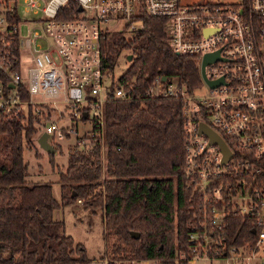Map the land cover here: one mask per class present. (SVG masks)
<instances>
[{
	"label": "built area",
	"instance_id": "1",
	"mask_svg": "<svg viewBox=\"0 0 264 264\" xmlns=\"http://www.w3.org/2000/svg\"><path fill=\"white\" fill-rule=\"evenodd\" d=\"M22 2L29 13L37 12L36 0H0V69L8 81V87L0 81V108L8 114L38 104V123L49 142L77 129L59 123L39 104H51L55 110L60 103L75 121L90 119L76 143L83 145L85 138L100 142L105 100L132 96L119 74L114 76L115 66H103L102 37L114 29L131 34L147 13L165 18L171 48L197 56L200 75L193 87L155 76L144 91L182 100L186 184L197 198L198 211L186 235L191 251L188 257L184 252L179 256L186 264L205 258L229 259L226 264L260 259L264 264V0H47L41 7L45 16H23ZM64 5L75 10L58 17ZM22 50L34 63L27 82L20 74ZM215 51L201 75L203 55ZM21 84L27 92L24 99ZM59 112L61 117L64 112ZM200 122L224 141L227 157L221 144L200 130ZM238 214L255 224L254 243L232 244L218 256L225 247V218Z\"/></svg>",
	"mask_w": 264,
	"mask_h": 264
},
{
	"label": "trees",
	"instance_id": "2",
	"mask_svg": "<svg viewBox=\"0 0 264 264\" xmlns=\"http://www.w3.org/2000/svg\"><path fill=\"white\" fill-rule=\"evenodd\" d=\"M73 10L71 5L61 6L57 16ZM142 18V26L131 34L114 29L101 39L104 67L113 69L118 58L126 61L117 78L126 82L132 96L105 100L100 128L104 152L98 140L85 148L68 144L67 164L58 176L61 199L52 195L49 181L25 177L23 150L36 148L38 104L28 103L8 114L0 108V264H88L86 247L52 213L55 207L76 201L86 212L100 213L106 245L100 257L106 264L146 259L187 263L179 253L188 257L191 251L186 235L198 209L186 184L182 100L144 91L155 76L198 85L199 59L173 51L165 18L148 13ZM0 81L8 87L1 69ZM20 97L27 98L24 84ZM39 105L50 115L51 106ZM53 146L61 152L59 144ZM54 151L47 152L50 163ZM35 154L40 155L37 149ZM224 223L225 247L218 256L232 244L254 243L251 219L229 215Z\"/></svg>",
	"mask_w": 264,
	"mask_h": 264
},
{
	"label": "rangeland",
	"instance_id": "3",
	"mask_svg": "<svg viewBox=\"0 0 264 264\" xmlns=\"http://www.w3.org/2000/svg\"><path fill=\"white\" fill-rule=\"evenodd\" d=\"M37 1V12L32 13L28 12L25 6V3L22 2L19 8V13L23 16H45V13L41 10V7L46 4L47 0H36ZM185 2H197V1H219V2H230L235 0H183ZM20 74L21 78L27 82L28 70L34 63L30 60V55L27 51L22 50L20 53ZM115 63V68L113 70L114 76L120 74L126 68V61L123 58H118ZM199 64V60H198ZM36 96V95H34ZM49 105V104H45ZM57 109L50 110L51 116L58 117L59 123H72L73 126L77 129V133L73 132L67 134L63 139L56 141H50V144H59L61 146V152L59 149L54 151L53 161L50 163L49 156L46 150L36 142L37 136L44 131L43 125H40L38 134H36L34 141L35 146L40 155L35 154V149H30L29 147L24 146L23 158L25 163H27V173L26 179L35 181L43 180L49 181L52 186V195L57 199H61L60 196V181L58 179L60 171H64L66 167V158L68 152V144L76 143L77 135L84 134L85 128L84 125L91 124V120L75 121L72 118L71 112L67 111L68 109L64 108L62 110V104L57 103ZM52 106L51 104L49 107ZM45 109V108H44ZM62 111V116L59 115V111ZM50 116V115H49ZM44 119H48V116H45ZM88 127V126H87ZM89 128V127H88ZM84 129V130H83ZM83 130V131H82ZM92 140L91 138H85L83 145L77 143L79 147H88L90 146ZM101 151L104 152L105 145L103 144L102 139L100 140ZM88 209H83L81 207V202H71L70 204L59 205L53 209V216L58 219H62L64 222V229L67 233H71L75 241L81 242L86 247L87 256L90 257V262L92 264H106V258H101L100 255L103 254L105 249V239L103 236V220L100 216V213H88ZM196 264H226L230 260L226 258H205L198 259ZM194 264V261L192 262ZM124 264H158V260H139V261H129L124 260ZM251 264H262L260 259L251 260Z\"/></svg>",
	"mask_w": 264,
	"mask_h": 264
},
{
	"label": "water",
	"instance_id": "4",
	"mask_svg": "<svg viewBox=\"0 0 264 264\" xmlns=\"http://www.w3.org/2000/svg\"><path fill=\"white\" fill-rule=\"evenodd\" d=\"M216 56V51L213 53H205L202 57V62L200 65V73L201 75H203V66L205 64V62L214 59V57ZM126 59H130V54H128L126 56ZM204 76V75H203ZM165 78V77H163ZM217 81V80H216ZM216 81H210V84L213 85L216 83ZM86 115V113L84 114ZM200 130H204L210 137V140L215 141V142H219L222 146V148L224 149L225 152V157L228 156V152H227V148L225 147V143L224 141H222L220 139V137H218L207 125H205L204 123L200 122ZM48 137V133L46 131H42L36 138V142L38 143L39 146H41L44 150H46L47 152H52L55 150V147L52 145V143L50 144L47 140ZM132 234L134 236H137L138 232L132 231Z\"/></svg>",
	"mask_w": 264,
	"mask_h": 264
},
{
	"label": "crops",
	"instance_id": "5",
	"mask_svg": "<svg viewBox=\"0 0 264 264\" xmlns=\"http://www.w3.org/2000/svg\"><path fill=\"white\" fill-rule=\"evenodd\" d=\"M47 140H48V137H47ZM48 142H49V140H48ZM50 143V142H49Z\"/></svg>",
	"mask_w": 264,
	"mask_h": 264
}]
</instances>
